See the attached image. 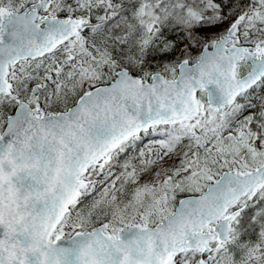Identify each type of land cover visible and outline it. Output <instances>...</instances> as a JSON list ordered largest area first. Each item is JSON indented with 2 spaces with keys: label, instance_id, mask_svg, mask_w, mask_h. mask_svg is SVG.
Wrapping results in <instances>:
<instances>
[{
  "label": "snow or ice",
  "instance_id": "6c2138e0",
  "mask_svg": "<svg viewBox=\"0 0 264 264\" xmlns=\"http://www.w3.org/2000/svg\"><path fill=\"white\" fill-rule=\"evenodd\" d=\"M0 264H264V0H0Z\"/></svg>",
  "mask_w": 264,
  "mask_h": 264
}]
</instances>
